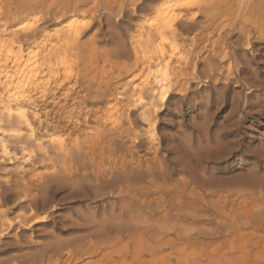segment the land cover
Wrapping results in <instances>:
<instances>
[{"label":"rangeland","instance_id":"374dc122","mask_svg":"<svg viewBox=\"0 0 264 264\" xmlns=\"http://www.w3.org/2000/svg\"><path fill=\"white\" fill-rule=\"evenodd\" d=\"M195 1L0 0V25L6 24L7 31L0 33V39H10L22 21L34 24H30L31 31L21 33L28 34L26 38L21 34L15 38V46L23 53H44L69 19L82 30L79 46L68 47L69 55L63 54L66 58L62 54L53 58L52 73L44 75L43 83L24 101L32 131L21 124L19 138L5 139L9 153L0 154V249L5 251L0 252V258L32 256L57 240L88 247L81 249L87 254L80 252L79 257H69L64 249L56 264H264V0H205L213 5L208 8L200 4L203 0ZM178 2L188 5L175 9L181 19L175 25L177 52L169 74L179 84L165 104L156 103L158 112L151 113L155 124L149 126L141 121L142 108L133 107L135 92L128 82L138 73L131 70L136 61L134 47L146 31L144 21L155 16L159 6ZM43 67L41 75L46 72ZM54 72L58 75L51 76ZM7 92L0 87L3 98ZM113 105L116 109L109 108ZM2 127L16 125L3 120ZM120 129L125 131L118 135ZM95 134L107 135L105 140L113 137L112 153L98 166L99 174L95 165L88 171L79 169L80 182L94 183L97 174L100 180L108 178L111 170H115L114 176L122 161L124 166L134 167L139 161L144 165L155 160L151 166L157 169L160 164L170 166L163 158L168 150V158L174 160L183 155L175 152L178 148L197 152L185 158L191 173L175 175L169 181H195L184 193V199L195 195L193 209L173 210L171 219H160L167 204L161 198L163 192L154 187L149 197H142L149 202L147 209L136 200L137 206L122 207L121 196L105 194V189L93 199L83 188L76 189L84 194L77 197H64L69 190L57 195L42 191L49 184L47 179L65 178L62 159L54 147L63 143L75 158L76 146L88 145L85 142ZM135 139L141 147L134 148ZM129 150L132 156L127 155ZM83 174L92 178L83 181L84 177L79 178ZM29 196L47 199V205L37 213L39 217L49 214L46 222L18 229L16 223L9 228L8 223H15L23 210L19 202L27 207ZM179 213L184 220L174 219ZM106 228L113 231L103 237L105 240L92 238L94 247L98 246L92 251L90 232ZM16 244L21 248L14 249Z\"/></svg>","mask_w":264,"mask_h":264},{"label":"bare ground","instance_id":"6f19581e","mask_svg":"<svg viewBox=\"0 0 264 264\" xmlns=\"http://www.w3.org/2000/svg\"><path fill=\"white\" fill-rule=\"evenodd\" d=\"M169 1H172V0H169ZM195 2L197 3L198 0H196ZM205 2L206 1L203 0V2H201V3L199 2V3L204 5L205 7L212 5L211 2L210 3H205ZM191 3L193 5L192 1H191ZM187 6L188 5H186L184 2L183 3H181V2L172 3L170 5L163 4V5L159 6L156 9V15L153 16L152 18H149V19L144 21V27H145L146 31L143 34L140 35V37L137 39L135 47H134V53L133 54H135L136 61L134 60L135 63L133 62L134 66L131 65V66H133V67H131V70L132 71L138 70V73L133 75V77L130 78L128 80V82L132 85V89L135 92V94H133L134 92H132V94L134 95V99L133 100L135 101V104L133 105V107L138 106V107L142 108L141 114H140L141 121L143 123H145V124H148L149 126H152L153 124H155V121L152 119L151 113L153 112V113L156 114V112H158L156 103L160 102L161 104H165L167 99H168V97L172 93V88L176 84L177 85L179 84L178 80L174 79L175 81L174 82L172 81V77H170V74H169V72H170L169 71V65H171L173 59L176 58L175 54L177 52V45H176L177 43L175 44L174 40H175V36L177 37V35H178L177 34L178 29H176L177 27L175 25L181 19L180 14L176 13L175 9L179 8V7H187ZM184 15L185 14H183V16ZM189 20L192 21L193 19L189 18ZM32 21L33 22L37 21V17L32 18ZM72 22H73V20L69 19L67 22H65V24H63V29H61V30L56 32V34H55L56 37L53 40L51 39L52 41L49 43V46L47 47V50L45 49L46 51L44 53L40 54V55H39V53H40L39 50H30L28 52L23 53V51H21L20 48L15 46V44H16L15 43V40H16L15 38H18L21 33H26L29 29H32V28H30L31 27L30 24H32V23H30V21L29 22L28 21L27 22L26 21H22L20 24H17V26H15L13 31L11 32V38L10 39H8V40L0 39V87H2L5 90L9 91V93L7 92L8 93L7 96L6 97L4 96V98L0 94V101H1V104H0V154L7 155L9 153L8 149H7V146L5 144L6 143L5 139L13 138V137L14 138H19L20 137V131H21L19 126H21V124L26 126L27 128H29L30 131H32L31 122H30V119H29L28 111H26V108H24V101L26 99H28L27 97H29L28 95H30L29 92H31L33 89L35 91V89L38 87V85L40 83H43V81H42L43 79H41V78L42 77L44 78V77L48 76L46 74L50 75V73H52V71H53L52 68H54L53 67L54 66L53 62L54 61L52 62V59L56 58L57 56L59 57L60 54H62L61 57H63L65 54H67V50H69V48L72 45H74V46L76 45L75 47L79 46V44L77 45V43H78V40H79V38H80V36L82 34V30L80 29V27H75L72 24ZM178 23H180V22H178ZM32 25H34V24H32ZM5 29H6V24L0 25V33L6 31ZM24 30H27V31H24ZM262 30H259V32H258L257 36H259V39L261 38V36H263L262 35ZM29 31H31V30H29ZM21 35L24 38H26L28 36V34H21ZM44 44H46V43H44ZM74 46H72V47H74ZM71 48H70V50H71ZM81 48L80 49L77 48L76 50H78V52H80ZM76 54H77V52H76ZM68 55L69 54H67V56ZM77 56H78V54H77ZM182 56L185 57V55H182ZM183 57L181 59L182 61H183ZM221 59H223V58H221ZM59 61H57V63ZM42 66H44L46 68L45 69L43 67L45 69L44 71H46L47 73L45 72V73H43L41 75L39 70L42 68ZM62 66H64V65H62ZM210 68H212V67H210ZM56 69H58V68H56ZM41 71H43V70H41ZM54 71H57V70H54ZM54 73L51 74V76L52 75H56L57 72L55 74ZM44 75H46V76H44ZM139 76H140V78H139ZM47 79L49 80V79H51V77L50 78L47 77L46 80ZM44 83H46V82H44ZM180 90H185V89L181 88ZM44 91H45V89H44ZM43 95H44V93H43ZM109 108L116 109L114 107V105H113V107L111 106ZM33 117H35V119H36L37 115L34 114ZM3 120H5L6 122H13L16 125V127L12 128V129H6V128L2 127ZM109 122H110V120H109ZM115 128H116V126H115ZM118 129H119V127H118ZM118 129H116V130H118ZM124 131L120 129L118 131L119 132L118 135L120 133H124ZM104 136H105L104 134H103V136H100V135L97 136L95 134V137L92 136L93 138H90V140H89L90 142H87V143L85 142V144L89 143L88 145H86L84 147L76 146L77 156L75 158H73L71 156V154H70L72 151L69 152L70 150L67 149L63 143L60 142L59 144H57V146L55 145L56 147H54V148L56 150V154L59 155V156L57 155V157H60L62 159V168L64 170L63 173L65 174V178L64 179H53V178L52 179H47V182H49V184L43 186L42 191H45V192L48 191L49 193H52L53 195H57L60 192H63L64 190H69V192L64 197H69V196L70 197H77V196H79L80 194H83V193H80V192L78 193V190H76V189L83 188V190L85 191L87 197L93 199V198H95L97 196V194L99 192H100L99 194H102V193L104 194L103 190L105 189V191H106L105 194H107V193L108 194L109 193L110 194H114L116 192V194L121 196L120 199H119V201H120L119 205H121V206L122 205H124V206L125 205L134 206L137 202L138 203L140 202V204H141L140 206H145V207L147 206L145 208V209H147L148 205H149V202H144V200H146V199H143L142 197H145V198L149 197L150 192L153 189L152 187H154L155 191L163 192V194H161V198H162V200H164V203L167 204V207L165 206L166 209H167L165 211L166 213H164L163 215L160 214L161 215L160 219H163V220H165L166 218H169L171 216L170 212H172L173 210H176V211L180 212V210H182L183 207H187V208L189 207L190 208L191 206H193V205H195L197 203L196 198H194L195 195L194 196L192 195L193 197L191 199H184V195H185L184 193H185V191H187L188 186H190L189 184H191V182H195L192 178L190 180H188V178H186L188 181H183V180L178 181L177 180V182H173V183L169 182L170 179L172 177H174L175 175L176 176H184L186 174L191 173L190 169L188 168V165L186 163L185 158L189 157V156L190 157H194L195 153H197V152L191 151L187 147L178 148L175 152H178L179 154L182 152L183 155L181 157L176 158L177 160H174L173 158H168V155L170 154V151L168 150L167 153L165 154V156L163 155V158H164V161L167 162L170 166L165 167L164 164H160V167L157 168V169L155 168V166H151L155 162V160H154L153 163H152V160H151L152 164L149 163L150 161H147L149 164L145 161L146 164L144 163V165L140 164L142 162H140L138 160L139 162L137 161L138 163H136L134 165V167L133 166L132 167H126V166H124L122 164V162H123L122 161L121 164L119 165L120 169L117 168L120 172H117V174L112 176L114 174L115 170L113 171V173H112V170H111L110 171V175L109 176L106 175V176H108V178H106V177L103 178L102 177V179L100 180V178L98 177V174L100 173L101 169L99 171L98 166L99 165H103V159L110 158L111 153H112V149H111L110 146H111V143H112L111 138L113 139V137H109L108 139L105 140L104 138L107 135L105 137ZM218 143H216V145ZM135 144H137V145H135ZM135 144L133 145L134 148L141 147L140 146L141 143L139 141H137L136 139H135ZM212 147H213V145H212ZM218 147L219 146L217 145V148ZM214 148H216V147H214ZM128 152H129V154H127V155L132 156L131 153L133 151L130 153V150H129ZM25 155H27V154H25ZM47 155H45V156H47ZM260 155H261V153H260ZM197 157H198V155H197ZM67 161L69 162L67 164L68 166L66 165ZM194 161H196V160H194ZM92 165H95V168L97 166L96 170L98 169V174H97L98 178L94 177V176H93V178L91 177L92 179H94L93 180L94 183L80 182L79 179H77L78 176H80V175H78L79 173L77 174L78 170L79 169H83V171L84 170L88 171L86 169L88 167L92 168ZM53 168H54V166H53ZM103 170H104V168H103ZM102 173L103 172H101V174ZM201 173H203V172H201ZM105 174H106V172H105ZM108 174H109V171H108ZM82 177H84L85 179L82 178ZM79 178L80 179L82 178L83 181L84 180L88 181V180L91 179V178L87 177L86 174H83ZM195 178H196V176H195ZM155 180L158 181V182H156ZM193 187H195V186H193ZM193 187H192L191 190H193ZM195 188H197V187H195ZM197 191L199 192V190H197ZM189 192L191 193V191H189ZM34 196H29L30 203L28 204L27 207L21 206L20 202H19L18 206L20 207V210H22V209L23 210L18 216H16L15 223H13V222L12 223H10V222L8 223L9 224V226H8L9 228L14 227V225L16 223H18V226L16 227L18 229V228H20V226H24V227L27 226V227L31 228V226L33 227L36 224L46 222V219L48 218L49 214L47 215L45 213L44 216L39 217V216H37V213H38L39 209H43L47 205V199L44 198V199H41L39 201V200H37L35 198L36 196L35 197ZM166 196L168 197L167 199H166ZM198 196H201V195H198ZM158 198H160V197H158ZM155 201H157V200H155ZM151 202H152V200H151ZM115 203H117V202H115ZM133 203H135V204L131 205ZM137 204H136V206H137ZM124 206H122V207H124ZM151 206H153V205L151 204ZM156 206H158V204ZM153 207H155V206H153ZM201 207H203V206H201ZM191 208L193 209V207H191ZM26 210H28V212H26ZM140 210H142V209H140ZM26 213H28V214H26ZM144 214H146V213H144ZM181 216H180V213L176 214V215L174 214V219H176V220H184V217L181 218ZM149 218H151V217L149 216ZM169 219H171V217ZM154 220L155 219H153V221ZM156 220H157V218H156ZM1 221H3V220H1ZM2 224H3V222H2ZM5 225H7V224H5ZM5 225H2V226H5ZM133 227H135V226H133ZM92 228H94V226ZM140 228H142V227H140ZM124 229L125 228H123V230ZM143 229H144V227H143ZM126 230H127V228H126ZM112 231H113L112 229H110V228L107 229L106 228V229L94 230V232L92 234L90 232V236L87 233L88 236H89V238H88L89 242H88V239H87V242L90 244V247H91V248L90 247L89 248L92 251H96L95 247L97 245L94 247V245L96 243L93 245L92 242H94V241H92L93 240L92 238H96V240L97 239H100V240L102 239L103 240L104 239L103 237H106ZM119 231L117 230V232H119ZM117 232H116V234H117ZM121 232H123V231H121ZM127 232H129V231L127 230L126 234H127ZM124 234H125V230H124ZM135 235H137V234H135ZM128 237H129V235H128ZM80 238L81 237H79V239ZM19 240H20V238H19ZM76 240H78V239H76ZM80 240H82V239H80ZM80 240H79V242L77 241L76 244L80 243L81 242ZM69 242L66 241L64 243H60V241L58 242L56 240L55 242H52V243L50 242V244H47V245L43 246L42 247L43 251L41 253L39 252V253L34 254L32 256L24 255V257L22 256L23 258H21L19 256H18L19 258H16L17 256L16 257L13 256L11 258H4V259L0 258V264H8L9 262L11 263V261L20 262L22 264H40V263H50V262H54L55 263L57 258L60 256V253L62 254V251L64 249H67L66 253L69 255V257L70 256H74L75 257L80 252L86 253V251L81 250L83 247L81 248L80 245H78V244L77 245H73V246H75V247H73L71 245V243H69ZM155 243H157V242H155ZM72 244H74V243H72ZM83 244H85V243H83ZM160 244L161 243H159V245ZM70 245L72 246L71 249L69 248ZM86 245L87 244H85V246ZM99 245H101L100 242H99ZM87 247H85L83 249H86ZM158 247L159 246H157L156 248L158 249ZM20 248L21 247L19 245H17V244H16V246H14V249H20ZM150 248H152V247H150ZM153 250H154V247H153ZM2 251H5L4 248L0 249V252H2ZM88 255H92V254H88ZM79 256H77V257H79ZM70 259H68V260L70 261ZM74 259H77V258H74ZM99 260H101V259H99ZM142 262H144V261H142ZM57 264H59V263H57Z\"/></svg>","mask_w":264,"mask_h":264}]
</instances>
